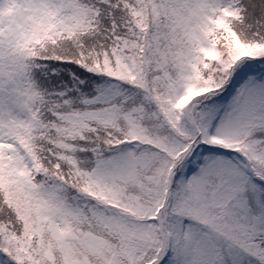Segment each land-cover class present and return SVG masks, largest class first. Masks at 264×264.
Masks as SVG:
<instances>
[{
	"label": "snow or ice",
	"instance_id": "1",
	"mask_svg": "<svg viewBox=\"0 0 264 264\" xmlns=\"http://www.w3.org/2000/svg\"><path fill=\"white\" fill-rule=\"evenodd\" d=\"M0 264H264V6L0 0Z\"/></svg>",
	"mask_w": 264,
	"mask_h": 264
},
{
	"label": "rangeland",
	"instance_id": "2",
	"mask_svg": "<svg viewBox=\"0 0 264 264\" xmlns=\"http://www.w3.org/2000/svg\"><path fill=\"white\" fill-rule=\"evenodd\" d=\"M262 1L263 0H251L252 3H255L257 5V12L258 13H259L260 7L263 6Z\"/></svg>",
	"mask_w": 264,
	"mask_h": 264
},
{
	"label": "trees",
	"instance_id": "3",
	"mask_svg": "<svg viewBox=\"0 0 264 264\" xmlns=\"http://www.w3.org/2000/svg\"><path fill=\"white\" fill-rule=\"evenodd\" d=\"M262 5L264 6V0L262 1ZM258 13V12H257Z\"/></svg>",
	"mask_w": 264,
	"mask_h": 264
}]
</instances>
